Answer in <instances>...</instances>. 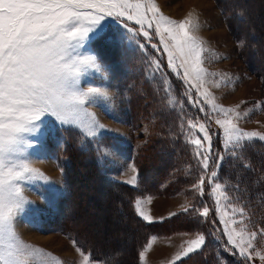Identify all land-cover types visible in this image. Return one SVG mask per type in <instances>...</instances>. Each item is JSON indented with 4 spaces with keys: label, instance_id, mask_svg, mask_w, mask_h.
Here are the masks:
<instances>
[{
    "label": "rangeland",
    "instance_id": "374dc122",
    "mask_svg": "<svg viewBox=\"0 0 264 264\" xmlns=\"http://www.w3.org/2000/svg\"><path fill=\"white\" fill-rule=\"evenodd\" d=\"M220 1L222 4H218L217 0H155L163 15L172 20L182 21L191 15L194 21H198L195 35L205 42L211 53L222 57L217 59L215 55L205 53L208 58L204 67L209 73H219L224 80L231 77L235 82L234 87H215L213 82L221 75L209 76L206 77L205 87L215 97L216 104L224 108L239 105L241 114L250 112L248 117L239 121L240 128L264 134V3L256 0ZM224 6L230 10L246 9L250 25L246 22L244 30H241L237 23L231 21L229 27ZM126 23L139 28L132 22ZM103 24L104 33L109 32V42L101 51L106 63L104 60L99 62L106 69V75L93 73L88 79L93 86L107 88L111 93L108 104L90 108L105 128L98 130L95 139H82L78 130L61 128L54 117L44 118L43 147L36 151L30 148L28 152L31 165L48 179L47 182L33 181L25 185L24 195L31 204L19 217L17 231L25 242L52 253L62 264H78L81 260L72 241H76L85 252L90 251L93 260H104L107 264H140V249L150 237L156 236L158 239L146 253V264H172L184 241L194 238L193 235L179 233L199 231L208 234L214 227L209 221L197 223L195 217L182 211V205L198 203L202 199L213 209L209 220H216V226L221 229L217 235H222L223 228L214 212L215 202L209 196L207 179L204 197L193 199L190 186L201 169L190 151L194 146L186 143V137L181 133L179 115L185 112V107L169 110L163 103L164 93L157 91L161 78H166L173 86L175 83L182 86L179 82L183 85L184 82L167 67V54L159 45L154 29L149 31L152 43L157 44L159 52L142 35L127 39L131 34L112 18H107ZM232 30L237 33L238 39ZM253 34L262 37L257 46L251 40ZM121 35L125 37L122 44L118 42ZM136 40L143 42L146 50H140ZM238 40L251 43V49L247 47L245 55L256 60L262 77L246 66ZM91 49L94 51L92 43ZM255 49L259 55L254 54ZM151 56L162 61L163 72L157 73L155 83L149 79L147 72L146 61ZM81 86H85L83 82ZM183 95L187 108L191 110L187 96ZM192 95H196L194 89ZM257 102L261 107L253 109ZM64 130L76 133L72 138L77 160L83 166L78 168L81 173L69 181L71 194H68L69 187L65 181L64 158L61 157L63 148L51 142L59 131ZM211 130L216 133L222 131L214 121L211 122ZM27 139L32 141L35 138L29 136ZM213 147L222 151L219 135L213 137ZM246 155L252 158L255 171L242 170L239 162L231 167L225 165L230 161L226 159L219 170V178L222 179V172L229 171L228 176H232V171H236L232 177L234 182L238 173L243 181L249 179L246 198L250 201V208L245 222L264 227V179L261 178L264 176V141L254 140ZM130 165L137 169L136 187L125 183L133 175ZM113 182L135 191L126 188L116 191L111 188L115 185L111 184ZM138 197H151V203H145V208L153 217V223H147L136 215L133 202ZM224 240L226 242V237ZM256 247L264 254V237L258 236ZM206 251L209 252L208 261L212 262L209 264H230L228 259L242 262L238 256L217 248L211 236L207 238ZM221 251L226 253V261L218 259L217 252L221 256ZM198 254L193 253L175 264H197L194 259ZM248 264H264V261L254 256Z\"/></svg>",
    "mask_w": 264,
    "mask_h": 264
},
{
    "label": "snow or ice",
    "instance_id": "6c2138e0",
    "mask_svg": "<svg viewBox=\"0 0 264 264\" xmlns=\"http://www.w3.org/2000/svg\"><path fill=\"white\" fill-rule=\"evenodd\" d=\"M107 18L117 21L131 34L127 39L142 35L159 52L149 31L154 29L159 45L167 54V67L186 86L187 103L203 114L189 116L181 112L180 129L186 143L194 146L190 151L201 169L190 186L193 199L204 197L207 179L209 196L215 202L214 212L223 226L222 235H217L221 229L216 226V220H209L213 209L208 203L201 199L198 203L182 205V211L195 217L197 223L209 221L214 227L208 234L179 233L194 238L184 241L172 264L206 250L208 236L213 237L217 248L238 256L243 264H248L254 256L264 261V254L256 247L258 236L264 237V227L245 222L249 218L250 201L246 198V186L242 187L244 181L239 173L235 182L219 178L226 159L239 162L242 170L255 171L246 152L254 140L264 141V134L240 128L239 121L250 112L241 114L239 105L224 108L216 104L215 97L205 87L206 77L221 75L209 73L204 67L208 58L205 53L217 59L222 57L211 53L195 35L198 21L191 15L182 21L172 20L163 15L155 0H0V264H62L52 253L25 242L17 231L19 217L31 204L24 195L25 185L48 179L31 165L28 150L43 147L45 117H54L61 128L78 130L82 139H95L98 130L105 128L90 108L108 104L111 93L107 88L93 86L88 77L93 73L106 75L91 43L103 36V22ZM124 39L121 35L118 42L122 44ZM135 42L140 50H146L143 42ZM243 44L244 41H237L238 47ZM146 63L148 77L155 83L157 73L163 72L162 61L151 56ZM213 83L215 87L235 86L231 77L224 80L222 75ZM157 91L164 93L163 103L169 110L184 108V102L174 95L166 78L160 79ZM260 107L257 102L253 109ZM212 121L221 133L211 130ZM217 135L222 151L213 147V137ZM29 136L35 139L29 141ZM130 168L133 175L125 183L136 187L137 169L134 165ZM145 203H151V197H138L133 208L143 221L153 223ZM157 239L150 237L140 249V264H146V253ZM72 243L81 256L78 264H107L104 260H93L90 251L85 252L76 241ZM217 257L222 259L219 252Z\"/></svg>",
    "mask_w": 264,
    "mask_h": 264
},
{
    "label": "trees",
    "instance_id": "16d2710c",
    "mask_svg": "<svg viewBox=\"0 0 264 264\" xmlns=\"http://www.w3.org/2000/svg\"><path fill=\"white\" fill-rule=\"evenodd\" d=\"M230 1L234 2L235 0H229V3H230ZM256 1H261V2L264 3V0H256ZM217 3L218 4H222V2L220 0H217ZM225 10H226V14H228V17H229V27L231 25V21H234L235 23H237L238 26H240L241 30L242 29L244 30L246 22H247V24L250 25V22H249V19H248L249 18V13H248V11L246 9L241 8L239 10L238 9L230 10V9L225 7ZM241 12H243V15L240 14ZM232 34L235 36V38L238 39L237 33L233 32V30H232ZM108 39H109V32L106 31L103 34V36H101L99 39L94 40L92 42V48L96 52V54L98 55L99 60H101V61L104 60L103 62H105V63H106V61H105V59H103L104 56H103V53L101 51L104 50L106 44L109 42ZM251 40H252L253 44H255V46H257V45H259L261 43L262 37H260V35L253 34V37H252ZM247 47H250V49H251V43L250 44L249 43H246V44L244 43L243 47H239L241 56L243 58V61L245 62L246 66L249 67V69L253 73L258 75L259 77H262L263 73L259 72V70L257 69V67H259V66H258V64L255 63L256 60L254 58H250V57L245 55V52L248 50ZM249 54H251V53H249ZM254 54L259 55L257 49L254 50ZM168 75L170 77L169 73H168ZM170 84L173 87L174 95L180 101L184 102V95L183 94H185L184 91L186 90V87L183 85V83L179 82V85H182V86H176L177 85L176 83L174 84L175 86H173L172 83H170ZM188 106L192 107V105L190 103H188ZM184 107H185V112L187 114H192L193 116H195L196 113L198 112L197 111L198 109L196 110L193 107H192L191 110L188 109L186 104H185V102H184ZM75 134L76 133L71 131V130L59 131L57 133V136H55L54 140L51 141V142H53L54 145H58L59 147L61 146L63 148L64 154L61 157L64 158L63 164L65 166V175H66V180L65 181L67 182L68 187H69L68 194H71V192H70L71 191V185L69 183L71 177L75 176L77 173L80 174L81 171H79L78 168L81 169L83 167L82 164L77 160V156H76V152H75L76 151V145H75V143L73 141V138H72V137L75 136ZM48 144L51 147V144L49 142H48ZM248 158H250V160L252 161L251 157H248ZM232 164H233V162L230 160L225 165H229L231 167ZM228 173H229V171L228 172H222V174H221L222 179L223 180H232L234 182L232 177L235 176L236 171L235 172L232 171V176H228ZM248 181H249V179L247 181L244 180V187L245 186L246 187H250V184L248 183ZM111 184H115L114 186H111V188L115 189L116 191H120L119 189H124V188L131 189V187H129V186H125V185H122V184H119V183H116V182L115 183L113 182ZM116 185H118V186H116ZM155 189H157V186L155 187ZM131 190H134V189H131ZM137 194H140V193L137 192ZM199 254L200 255L203 254V255L200 256ZM199 254L194 259L195 263H197V264H209V263H212L211 260H209L210 262L208 261V257H207V255L209 254L208 251L204 250L203 252H201ZM225 254H226L225 252L221 251V256L220 257H222V259L224 261L227 260L225 258ZM198 258H203V259L201 261H197ZM215 258H217V257H215ZM228 262L230 264H242V262H235V259H228Z\"/></svg>",
    "mask_w": 264,
    "mask_h": 264
}]
</instances>
